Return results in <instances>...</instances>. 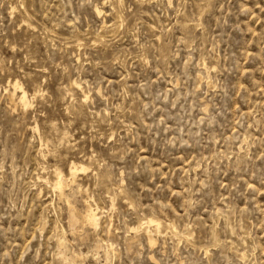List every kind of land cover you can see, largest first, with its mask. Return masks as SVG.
Wrapping results in <instances>:
<instances>
[{
	"label": "rangeland",
	"instance_id": "374dc122",
	"mask_svg": "<svg viewBox=\"0 0 264 264\" xmlns=\"http://www.w3.org/2000/svg\"><path fill=\"white\" fill-rule=\"evenodd\" d=\"M0 264H264V0H0Z\"/></svg>",
	"mask_w": 264,
	"mask_h": 264
},
{
	"label": "bare ground",
	"instance_id": "6f19581e",
	"mask_svg": "<svg viewBox=\"0 0 264 264\" xmlns=\"http://www.w3.org/2000/svg\"><path fill=\"white\" fill-rule=\"evenodd\" d=\"M96 7V6H95ZM97 8V7H96ZM96 8H95V10H96ZM96 11H98V10H96ZM100 11V10H99ZM103 25V24H102ZM80 43V42H79ZM203 68V67H202ZM206 69V68H205ZM205 73H207V72H205ZM207 75V74H206ZM206 77V76H205ZM206 79V78H205ZM209 81V80H208ZM206 82V81H205ZM74 84H76V82L74 81L73 82ZM209 83V82H208ZM11 84V83H10ZM77 85V87H78V84H76ZM10 86V85H9ZM12 86V87H11ZM11 89H12V93L11 94H15V92H17L18 91V95H17V98H18V102L20 103V105L21 106H23V107H26L28 104H29V99H28V95H27V92H26V90L21 86V84L17 81V80H15V81H13L12 82V84H11ZM76 87V86H75ZM34 129H36V126L34 125V127H33ZM40 143H41V140H40ZM45 145V144H44ZM70 165H69V172H70V180H73L74 181V178L76 177V175H77V173H76V171H78V170H85L86 169V167L85 166H83L82 164H76L74 161H71L70 163H69ZM54 170H57V169H54ZM53 170V171H54ZM55 173H56V179L53 181L54 182V187H56V188H58L59 190H60V192L62 193V191H64L63 190V186H64V184H63V181H62V179H61V171H55ZM55 175V174H54ZM69 175V174H68ZM69 177V176H68ZM55 178V177H54ZM63 180H64V178H63ZM66 180V179H65ZM72 181V182H73ZM69 182V181H68ZM74 183V182H73ZM70 184V183H69ZM68 184V185H69ZM52 188H53V186H52ZM54 189V188H53ZM54 190H56V189H54ZM60 192L58 193V195L60 194ZM63 194H64V192H63ZM62 194V195H63ZM61 196V195H60ZM62 197V196H61ZM67 199V198H66ZM113 201V200H112ZM65 202H67V200L65 201ZM84 202H85V199H84ZM87 202V201H86ZM83 203V202H82ZM67 204H70V203H67ZM85 204V203H84ZM86 205V204H85ZM111 205H113V203L111 204ZM70 210L71 211H68V212H70V223H71V226H74V225H76L78 222H87V224L89 223L90 225H93L94 227L98 224V220H99V214H100V212H99V210H98V207L97 206H95V205H93V206H91V203H90V206H88V208H86L84 211H78L74 206H71L70 205ZM143 220V219H142ZM145 221L144 222H142L141 224H143V223H145V228L143 229L142 228V230H144V232H145V235H146V237H147V240H148V243L149 244H152L153 243V241H154V237H153V235L154 234H152L153 232L155 233V234H159V233H161V231H163L161 228H162V223H163V221L161 222L158 218H155V217H149V218H147V219H144ZM140 222H141V220H140ZM140 224V223H139ZM141 224H140V226H141ZM170 225H171V223H169ZM85 225H86V223H85ZM169 225V226H170ZM173 225V224H172ZM139 225H137V227H138ZM137 227H135V229H137ZM171 227H173V226H170V228ZM169 228V227H168ZM138 229H140L139 227H138ZM172 229V228H171ZM56 230V229H55ZM58 230V229H57ZM109 230V229H108ZM165 230V229H164ZM167 230H169V229H167ZM173 230V229H172ZM136 231H138V230H136ZM135 231V232H136ZM83 232V231H82ZM166 232H168V231H166ZM175 233V232H174ZM177 233V232H176ZM56 234V233H55ZM167 234V233H166ZM169 234V233H168ZM170 234H171V232H170ZM58 235V234H57ZM177 235V234H176ZM155 236V235H154ZM178 236V235H177ZM183 236V235H182ZM181 236V237H182ZM58 236H56V238H57ZM133 238V237H132ZM179 238V237H178ZM62 239V238H61ZM60 240V239H59ZM58 241V240H57ZM214 241V240H213ZM131 242V241H130ZM58 243H60V244H62V241L60 240V241H58ZM57 243V244H58ZM58 247H59V244H58ZM61 252V251H60ZM65 253V252H64ZM244 253V252H243ZM239 254V253H238ZM237 254V255H238ZM64 258V257H63ZM241 258H242V254H241ZM62 259V258H61ZM59 260V259H58ZM62 262V261H61Z\"/></svg>",
	"mask_w": 264,
	"mask_h": 264
}]
</instances>
